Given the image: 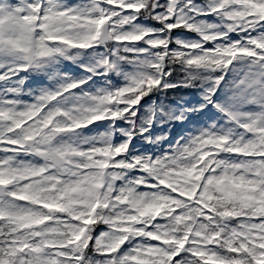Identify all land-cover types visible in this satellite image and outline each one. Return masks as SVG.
Wrapping results in <instances>:
<instances>
[{
    "label": "snow or ice",
    "instance_id": "snow-or-ice-1",
    "mask_svg": "<svg viewBox=\"0 0 264 264\" xmlns=\"http://www.w3.org/2000/svg\"><path fill=\"white\" fill-rule=\"evenodd\" d=\"M0 264H264V0H0Z\"/></svg>",
    "mask_w": 264,
    "mask_h": 264
}]
</instances>
